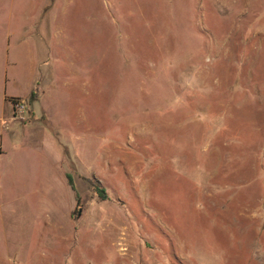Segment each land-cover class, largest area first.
Listing matches in <instances>:
<instances>
[{
    "label": "rangeland",
    "instance_id": "obj_1",
    "mask_svg": "<svg viewBox=\"0 0 264 264\" xmlns=\"http://www.w3.org/2000/svg\"><path fill=\"white\" fill-rule=\"evenodd\" d=\"M32 60L0 264H264V0H0L6 94Z\"/></svg>",
    "mask_w": 264,
    "mask_h": 264
},
{
    "label": "crops",
    "instance_id": "obj_2",
    "mask_svg": "<svg viewBox=\"0 0 264 264\" xmlns=\"http://www.w3.org/2000/svg\"><path fill=\"white\" fill-rule=\"evenodd\" d=\"M20 43H23L25 41V39L23 38V36L19 37L18 40ZM4 54L7 53V45L4 47ZM3 53L1 54L3 57ZM38 65L36 64V62H33V60L30 63V67H29V82L27 83V88L26 91L23 92L22 94H6L2 88L1 85H3V89H4V83L0 82V119L2 118V116L5 114L6 110L8 109V99H12L15 97H25L28 92L30 91L31 87L33 86L35 79H36V75H37V71H38ZM0 135H1V129H0ZM1 136H0V140H1Z\"/></svg>",
    "mask_w": 264,
    "mask_h": 264
},
{
    "label": "trees",
    "instance_id": "obj_3",
    "mask_svg": "<svg viewBox=\"0 0 264 264\" xmlns=\"http://www.w3.org/2000/svg\"><path fill=\"white\" fill-rule=\"evenodd\" d=\"M35 97H36L35 89L32 88V89L29 91V93H28V100H29V101H30V100L32 101L33 99H35ZM65 177H66V181H67V183H68L70 189H71L72 192H73L74 198H75V200L77 201V199H78V194H77V191H76V187H75V185H74V182H73V180H72V175H71L69 172H67V173L65 174ZM92 189H93L94 193H95L100 199H104V198H106L105 190H104V188L99 184L98 181H95V180L92 181Z\"/></svg>",
    "mask_w": 264,
    "mask_h": 264
},
{
    "label": "built area",
    "instance_id": "obj_4",
    "mask_svg": "<svg viewBox=\"0 0 264 264\" xmlns=\"http://www.w3.org/2000/svg\"><path fill=\"white\" fill-rule=\"evenodd\" d=\"M12 107V118L21 120L24 118V113L26 112L25 101L23 99H13L11 103Z\"/></svg>",
    "mask_w": 264,
    "mask_h": 264
}]
</instances>
